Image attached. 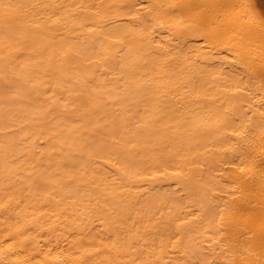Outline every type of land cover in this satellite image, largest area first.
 <instances>
[{"label":"bare ground","instance_id":"1","mask_svg":"<svg viewBox=\"0 0 264 264\" xmlns=\"http://www.w3.org/2000/svg\"><path fill=\"white\" fill-rule=\"evenodd\" d=\"M248 2L0 0V264H264Z\"/></svg>","mask_w":264,"mask_h":264},{"label":"rangeland","instance_id":"2","mask_svg":"<svg viewBox=\"0 0 264 264\" xmlns=\"http://www.w3.org/2000/svg\"><path fill=\"white\" fill-rule=\"evenodd\" d=\"M249 2H248V4L250 3V1L251 0H248ZM253 1V2H252ZM251 1V5H249V6H251V7H249V8H253L252 9V12L253 13H255V14H253V15H255V16H251V14H250V12H249V14H250V16H251V18H252V21L253 22H250V21H246V19H248V18H246V17H244L245 19H242L238 24H237V27H239V28H242L241 29V32L243 33V31H245L244 29V27L247 25V27L246 28H251L252 30H254L253 32L252 31H250V32H252L251 34H252V36H250V37H248V38H251L254 42L256 41V39L258 40V41H256L255 43L250 39L249 40V42L248 43H250L251 41L254 43H252V44H248V45H252L251 46V49H255L256 50V48H257V54L258 55H260V48H259V46L260 45H262V40H263V38H264V0H252ZM263 4V5H262ZM247 5V4H246ZM248 6V5H247ZM254 6V7H253ZM248 8V11H251V9H249ZM204 9V8H203ZM205 11V10H204ZM220 11H222V12H225V11H227L226 10V8H222V10H220ZM247 17H248V15H247ZM257 17V18H256ZM257 19L258 21H255V20ZM250 22V23H249ZM256 22V23H255ZM257 22H258V24H257ZM245 23V24H244ZM253 23V24H252ZM242 24H244L243 25V27H241V25ZM257 24V27L255 26ZM258 25H260L259 27H258ZM244 28V29H243ZM250 29V30H251ZM247 30V29H246ZM263 32V34L261 35L263 38H260L261 36H260V34ZM254 33H255V35H254ZM257 34V35H256ZM259 36V37H258ZM228 39V38H227ZM261 40V41H260ZM241 41H243V39H242V37H241ZM259 42H260V45H258L259 44ZM243 43H244V41H243ZM245 44V43H244ZM239 45V44H238ZM237 45V46H238ZM256 45H257V47H256ZM255 46V47H254ZM240 47V46H239ZM245 49V47L243 48V50ZM259 50V51H258ZM258 59V58H257ZM256 59V61L258 62V60ZM262 83L264 84V79H263V81H262Z\"/></svg>","mask_w":264,"mask_h":264}]
</instances>
